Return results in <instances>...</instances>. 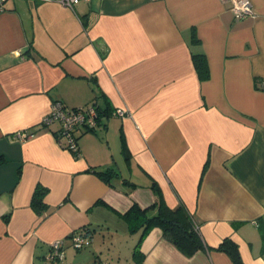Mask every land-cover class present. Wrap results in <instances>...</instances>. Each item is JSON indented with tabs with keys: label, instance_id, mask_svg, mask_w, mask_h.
I'll return each instance as SVG.
<instances>
[{
	"label": "crops",
	"instance_id": "crops-1",
	"mask_svg": "<svg viewBox=\"0 0 264 264\" xmlns=\"http://www.w3.org/2000/svg\"><path fill=\"white\" fill-rule=\"evenodd\" d=\"M250 1L254 14L237 20L228 0L4 1L0 264H51L59 240L55 264H139L121 214L154 202L151 181L199 221L206 245L229 238L244 264H264V0ZM54 101L98 105L95 128L76 131L78 157L57 142V122L40 124ZM106 168L114 186L92 171ZM83 227L89 242L76 248ZM139 251L143 264H232L215 249L181 254L159 227Z\"/></svg>",
	"mask_w": 264,
	"mask_h": 264
},
{
	"label": "trees",
	"instance_id": "trees-1",
	"mask_svg": "<svg viewBox=\"0 0 264 264\" xmlns=\"http://www.w3.org/2000/svg\"><path fill=\"white\" fill-rule=\"evenodd\" d=\"M193 61L202 79L207 77V64L203 54H193ZM126 152V147L123 145ZM75 157L79 156L78 151L72 152ZM97 173L103 180L113 185L111 179L117 175V172L111 168L92 170ZM128 182V180H124ZM151 189L155 195L153 203L147 206H140L137 202H132L128 209L121 214L131 233H138V238L134 246V257L139 264L142 263V253L139 246L142 239L147 235L153 227H159L162 230L163 237L171 242L181 254L191 256L198 250L210 251L212 249L226 253L231 259L232 264H244L238 251V245L229 238L221 239L216 247L206 245L199 232V221L192 217L191 213L180 204L175 207H169L165 203L159 186L151 181ZM134 185V183H132ZM114 186V185H113ZM36 194V193H35ZM44 190H39L37 195L33 197L32 206L40 209L43 205ZM84 235H89L91 230L83 227L81 230ZM262 245L264 248V229H261ZM51 264L55 262L49 261Z\"/></svg>",
	"mask_w": 264,
	"mask_h": 264
},
{
	"label": "built area",
	"instance_id": "built-area-1",
	"mask_svg": "<svg viewBox=\"0 0 264 264\" xmlns=\"http://www.w3.org/2000/svg\"><path fill=\"white\" fill-rule=\"evenodd\" d=\"M4 1L0 0V12L4 10ZM63 6L74 9L81 0H54ZM87 1V0H86ZM231 3V10L235 20L243 18L247 15H253L254 10L250 0H228ZM113 114L119 116H126L129 113L124 108H115ZM99 118L98 105L96 103L87 104L84 106L67 108L60 101L51 103V107L47 114H45L40 124L47 126L50 123L57 122L59 127L55 132V138L59 145L65 149L78 151L76 131L77 129L92 130L95 128ZM34 135L33 131H19L15 137L20 140H25ZM72 244L76 248H81L88 244L89 236L84 235L83 232H74L72 237ZM52 251L47 256L48 261L56 262L63 258L62 241H55L52 244ZM92 264H108L106 261L96 259Z\"/></svg>",
	"mask_w": 264,
	"mask_h": 264
},
{
	"label": "rangeland",
	"instance_id": "rangeland-1",
	"mask_svg": "<svg viewBox=\"0 0 264 264\" xmlns=\"http://www.w3.org/2000/svg\"><path fill=\"white\" fill-rule=\"evenodd\" d=\"M117 228L119 229V232H121L124 227H123V224H122V227L120 224L117 225ZM124 232V233H123ZM130 233L128 232H125V231H122V234L119 233V236H120V241L125 245L127 246V241H129V238H133L132 235H129Z\"/></svg>",
	"mask_w": 264,
	"mask_h": 264
}]
</instances>
